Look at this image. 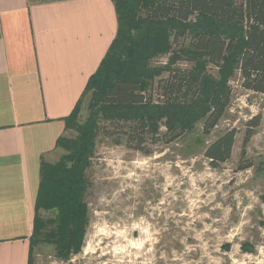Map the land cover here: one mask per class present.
Segmentation results:
<instances>
[{
  "label": "rangeland",
  "instance_id": "rangeland-1",
  "mask_svg": "<svg viewBox=\"0 0 264 264\" xmlns=\"http://www.w3.org/2000/svg\"><path fill=\"white\" fill-rule=\"evenodd\" d=\"M140 17H145L143 10ZM190 21L160 22L162 27L153 30L154 47L164 45L170 32H185L170 34L166 50L149 57H145L149 45L141 46L148 40V29L139 30L136 37L129 25L137 40L134 58H143L130 73L142 83L146 74L154 77L145 95L153 100L151 113H163L144 130L134 125L130 114L149 113V106L106 105L93 98L94 89L82 96L64 137L93 143L82 172L87 204L84 238L80 251L66 258L44 238L32 248V264H264V95L245 89L234 69L242 51L241 29L230 30L231 24L205 16ZM197 28L230 33L227 38L234 35L239 51L228 55L220 69L204 57L188 60L185 53ZM171 67L192 69L202 76L200 95L181 108L165 105L158 89L159 80L168 76L163 69ZM223 83L231 88L230 102L206 134L204 118ZM181 111L183 121L172 120L173 113ZM92 125L91 133H86ZM232 129L236 134L230 158L212 168L205 149ZM70 148L58 147L44 162L55 166ZM39 214L46 221L55 211ZM52 229L47 225L46 232Z\"/></svg>",
  "mask_w": 264,
  "mask_h": 264
},
{
  "label": "crops",
  "instance_id": "crops-1",
  "mask_svg": "<svg viewBox=\"0 0 264 264\" xmlns=\"http://www.w3.org/2000/svg\"><path fill=\"white\" fill-rule=\"evenodd\" d=\"M117 30L113 0H0V264H28L42 163Z\"/></svg>",
  "mask_w": 264,
  "mask_h": 264
},
{
  "label": "trees",
  "instance_id": "trees-1",
  "mask_svg": "<svg viewBox=\"0 0 264 264\" xmlns=\"http://www.w3.org/2000/svg\"><path fill=\"white\" fill-rule=\"evenodd\" d=\"M113 2L118 20L117 35L98 70L90 77L83 95L87 90L94 89L93 98L106 105L149 106V113L130 114L134 125H141L140 127L144 130L145 124H152L151 120L160 118L163 113L157 115L151 113L150 105L153 100L145 95L147 89L154 83V77L146 74L142 83L130 73L134 69L133 64L139 65L143 58L138 59L137 56L136 59L134 58L133 47L136 39H134L135 35L131 34L129 25L131 23L133 31L137 32L136 37L139 30L147 31L148 29L150 33L147 32L148 40L145 45L143 42L141 46L144 49V46L149 45V52L145 54V57H149L152 53L166 50L170 34L176 37L178 32H185L181 29L175 33L170 32L169 36L165 35L164 45L156 44L154 47L156 38L153 30L162 27L164 23L160 22L175 19L189 23L193 16H205L211 21L231 24L230 30L236 27L241 29L242 51L235 61L234 69L240 74L241 85L245 89L264 95V0H113ZM142 10L145 13L144 18L140 17ZM145 23L149 24L145 25ZM219 33L202 31L197 28L190 38L188 50L185 53L190 56L188 60L195 61L204 57L208 64L222 68L226 57L231 53H236L239 49L234 48L236 41L234 35L227 38L226 34L230 33ZM130 40L133 42L132 45L127 44ZM163 70L168 72V76L159 80L158 89L165 105L181 108L183 105L193 103L200 95L202 90L200 74H194L192 69L178 67ZM230 97L231 88L227 83H223L209 113L204 118V133L208 134L216 126L229 105ZM79 103L80 101L65 120L66 130L69 122L73 123ZM183 114L184 111L178 114L173 113L176 119L172 118V120L182 122L180 118L184 117ZM258 121L257 117L256 125ZM91 128L93 125L87 128L86 133H91ZM93 129L97 130V124H94ZM251 133L252 131L247 134L246 140ZM235 134V130H228L205 149L204 156L212 168H218L230 158ZM69 146L72 151L63 156L55 166L42 163L33 230L29 238L28 264H32L30 257L32 248L44 238H49L57 246L61 257L66 258L72 252L80 251L87 225V204L82 197L85 189L82 172L87 167L93 143L91 139L84 143L83 141H67L64 136L58 139L57 147L69 148ZM68 162L70 165H67ZM39 210H54L55 216L45 221L40 216ZM47 225L54 226V230L46 232Z\"/></svg>",
  "mask_w": 264,
  "mask_h": 264
}]
</instances>
